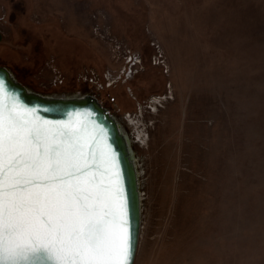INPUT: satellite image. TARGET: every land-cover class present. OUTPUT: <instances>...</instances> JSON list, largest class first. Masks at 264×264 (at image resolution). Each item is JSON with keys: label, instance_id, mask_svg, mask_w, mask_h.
Listing matches in <instances>:
<instances>
[{"label": "rangeland", "instance_id": "obj_1", "mask_svg": "<svg viewBox=\"0 0 264 264\" xmlns=\"http://www.w3.org/2000/svg\"><path fill=\"white\" fill-rule=\"evenodd\" d=\"M0 32L17 80L131 137L134 264H264V0H0Z\"/></svg>", "mask_w": 264, "mask_h": 264}, {"label": "snow or ice", "instance_id": "obj_2", "mask_svg": "<svg viewBox=\"0 0 264 264\" xmlns=\"http://www.w3.org/2000/svg\"><path fill=\"white\" fill-rule=\"evenodd\" d=\"M52 111L0 77V264H134L122 153L100 125L39 115Z\"/></svg>", "mask_w": 264, "mask_h": 264}, {"label": "water", "instance_id": "obj_3", "mask_svg": "<svg viewBox=\"0 0 264 264\" xmlns=\"http://www.w3.org/2000/svg\"><path fill=\"white\" fill-rule=\"evenodd\" d=\"M2 34L0 32V40ZM0 77L5 79L9 91L18 93L21 102L26 107L42 106L52 108L50 113L40 112L42 119L52 121H67L69 119L79 120L91 132L93 123L100 125L107 130L109 143L115 140L113 147L123 155L122 170L126 173V190L132 193L130 219L136 237V247L134 250V261L139 245L142 226V194L141 181L139 178L138 166L134 157V150L131 141L123 130L117 117L106 108L97 97L92 94L65 96V95H45L33 90L16 79L12 71L0 65ZM81 113V116L74 114ZM91 113V115H87ZM129 264H133L130 260Z\"/></svg>", "mask_w": 264, "mask_h": 264}, {"label": "bare ground", "instance_id": "obj_4", "mask_svg": "<svg viewBox=\"0 0 264 264\" xmlns=\"http://www.w3.org/2000/svg\"><path fill=\"white\" fill-rule=\"evenodd\" d=\"M123 130H124V128H123ZM124 132L126 133V135L128 136V138L130 139V141H131V137L129 136V134L124 130ZM131 146H132V141H131ZM132 149H133V146H132ZM135 154V153H134ZM134 157H135V161H136V164H137V166H138V171H139V178H140V173H141V171L142 170H140V168H139V165H138V162H137V160H136V156L134 155ZM143 192H141V194H142ZM144 198V197H143Z\"/></svg>", "mask_w": 264, "mask_h": 264}, {"label": "built area", "instance_id": "obj_5", "mask_svg": "<svg viewBox=\"0 0 264 264\" xmlns=\"http://www.w3.org/2000/svg\"><path fill=\"white\" fill-rule=\"evenodd\" d=\"M131 58H132V57H131ZM131 58H130V59H131Z\"/></svg>", "mask_w": 264, "mask_h": 264}]
</instances>
